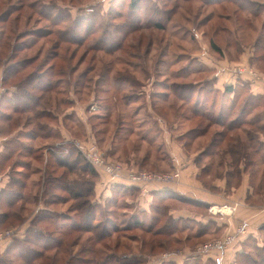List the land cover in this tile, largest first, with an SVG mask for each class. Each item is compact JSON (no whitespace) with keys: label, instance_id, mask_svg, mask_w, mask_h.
I'll use <instances>...</instances> for the list:
<instances>
[{"label":"rangeland","instance_id":"rangeland-1","mask_svg":"<svg viewBox=\"0 0 264 264\" xmlns=\"http://www.w3.org/2000/svg\"><path fill=\"white\" fill-rule=\"evenodd\" d=\"M133 1L0 0V43L7 41L10 44L9 48L8 45L6 49L0 48V74L4 76V70L10 66L8 59L14 44L23 46L24 42L40 41L32 49L19 52L18 58L26 55L35 57L42 49V56L30 67L5 84L1 83L4 98L8 97L6 88L12 87L28 72L34 74L30 85L38 82V76L43 75L45 83L50 81L57 85L53 92L58 91L56 97L53 92L48 96L44 94L40 105L34 108L35 113L30 110L15 114L4 105L0 109V113L14 116L10 121L7 118L0 120L3 133L25 126L19 131L21 135L16 132L18 138L12 137L7 142L3 156L14 149L9 154L10 159L0 157L3 160L0 174L5 178L4 186L0 188V212L8 214L4 224L0 222V231L17 227L27 229L33 226L31 222L34 219L44 218L36 226L51 235L45 236V241L49 243L55 237L63 240L59 249H49L45 257L36 259L32 264H46L47 257L54 255L58 258L57 264H101L108 254L114 252L119 255V260L114 261V258L105 264H177L174 254L184 258L178 264H202L198 245L216 239L211 235L198 236L200 225L192 227L186 220L175 223L169 219L171 210L188 207L208 215L209 207H190L174 198L160 200L155 194L150 211L140 209L137 199L140 191L122 189L117 185L128 184L117 183L115 178L102 171L95 172L96 176L85 172L87 159L77 143L86 148L94 145L105 156L121 162L128 170L136 171H170L167 151L172 153L176 150L181 156H200L199 151L223 127L209 125L205 136L195 137V132L191 131L193 127L197 126L200 128L197 132L201 131L209 121L204 117H193L190 110L181 105L179 94L182 93L174 83L180 86L190 83L195 92L193 99H206L207 108L214 117L224 108L226 115L234 118L240 110L238 106L229 110L234 103L230 100L234 95L229 99V96L222 98L215 83L218 80L222 84L229 81L225 76L224 62L248 64L264 77V0H138V5L134 7ZM11 7L14 12L10 19L19 17L20 23L16 26L9 22L11 27L5 28L3 16L5 10L7 12ZM157 23L163 24L164 28L157 27ZM88 26L92 27L90 32L87 31ZM35 30L53 34L35 39L36 35L31 34ZM63 30L81 38L88 37V41L81 46L63 43L55 47V33ZM258 38L262 41L259 42ZM211 41L220 51L211 46ZM88 43H95L101 50L88 51ZM74 50L76 58L72 63L77 71L74 74L59 73V68L66 66L63 57ZM82 73L86 75L80 77ZM128 75L133 79L131 83L126 82ZM115 78H125V81ZM30 85H25L27 90L39 96L41 92L32 90ZM248 92L244 85L240 86L235 104L242 103ZM214 100L216 105L212 107ZM179 106L182 107L176 112ZM38 110L46 114H39ZM262 110L264 107L260 106L246 118ZM25 122L27 125H24ZM244 126L255 134L259 133L256 127ZM31 133L34 138H31ZM62 134L70 137V141L65 142ZM67 145H73L82 156L74 165V174L67 175L59 184L68 179L74 181V187L79 190L94 184L91 198L97 215L93 222H85L81 218L88 208L83 207L77 212L72 201L57 199L56 195H67L61 189L53 188L49 195L58 203L45 205L42 200L48 196L43 189L47 177L68 174L66 168L57 164L53 154L55 147ZM203 159L204 165L214 162L215 166L211 173L201 174V181L211 187L215 179L226 177V191L231 190L236 179L229 177L224 163L217 165L220 156L204 155ZM220 171H223L222 175H218ZM14 178L21 179L26 187L12 185L10 181ZM258 180L260 176L256 178ZM2 191L15 193L11 196V199L15 197L12 206ZM252 192L257 199L261 198L254 186ZM110 198L117 201L113 203ZM155 207L159 208L158 213ZM135 218L144 223L142 228L133 223ZM75 222L83 225L91 222L99 226V232L105 229L109 234L99 243L92 232L71 229ZM151 226L153 230L147 231ZM163 226L166 231L154 235ZM89 247L96 248L97 252H85ZM245 252L258 260L261 256L264 258V248L254 243ZM0 258L4 261L2 264H24L13 253L3 252ZM78 258H83V261ZM236 264H242V259Z\"/></svg>","mask_w":264,"mask_h":264},{"label":"trees","instance_id":"trees-1","mask_svg":"<svg viewBox=\"0 0 264 264\" xmlns=\"http://www.w3.org/2000/svg\"><path fill=\"white\" fill-rule=\"evenodd\" d=\"M133 7L138 5V0H134L132 2ZM33 8H34V4H32ZM36 9V7H35ZM13 8L11 7L10 9H7V12L5 10V15L3 16V24L4 27H11L10 25H8V23L10 22V24L13 22L14 24H16V26H18L20 23V18H15L14 20L10 19L12 13ZM40 13H43V11H41ZM30 22V21H29ZM90 25V24H88ZM159 28H164V25L161 23H157L156 25ZM3 27V28H4ZM92 29V27L88 26L87 27V31L90 32V30ZM36 35L38 39L43 38V37H49L50 35L53 34V32H49V31H36L34 33H31ZM56 43H55V47H58V45H62L63 43L66 44H76L77 46H81L84 45L85 43H87L88 41V37L85 38H81L79 37V35H75L70 33L67 30H63L62 32H56ZM259 42L262 41V38H258ZM40 41L39 40H33V42H31L30 44H26L24 42V45L22 46L21 44L17 43L14 44V46H12L11 49V54H10V58L8 59V63H9V68H7L8 70H4V76H2V80L1 83L5 84L6 82H8V80L13 77L18 75V73H20V71L27 69L28 67H30L36 60L39 59L40 56H42V49H40L39 51L41 52H37V56L35 57H30L28 55L23 56L22 58H18V55L20 54L19 52H22L24 50H30L32 49L34 46H36ZM81 44V45H80ZM6 45H8V48L10 47V44L5 41V42H1L0 43V48H4L6 49ZM211 46L216 50V51H220V48H218V46L216 45V43L214 41H211ZM87 50L91 51V50H101L100 47L98 48V45H96L95 43L90 44L88 43L86 45ZM2 53V52H1ZM55 53V52H54ZM64 54H68V53H64ZM84 57L87 56L83 55ZM9 57V56H8ZM15 58V59H13ZM76 58V52L71 51L70 54L68 56L63 57V61H66V66H61L59 68V73L61 74H66V73H75L77 71V69L75 68V64L73 65L72 61H74V59ZM13 59L12 62H10ZM47 61V57L45 58L44 62ZM43 62V63H44ZM47 65V64H46ZM51 67L53 69H55V66ZM50 68V69H52ZM21 69V70H20ZM33 71V69H32ZM32 73L28 72L26 74V76L24 78H20V80H18L17 82H14L11 86L12 87H8L6 89H8V97L4 98L3 93L0 94V109L2 105H4V108H10L11 110H13L16 113H28L30 110L32 111V113H35L36 110H34L35 107L39 106L40 101H42L44 99V94H46L47 96L53 92L56 88L54 83L48 81L45 83V79H43V75L38 76V82L30 85L32 82V78H33ZM86 75V73H82L80 74V77H84ZM237 77L241 82V86L245 89H248L247 87V82L249 84V81L245 78H242L240 76H235ZM128 81H126L127 83H131L132 77L131 75H128ZM80 79V78H79ZM117 79V78H115ZM125 79V78H124ZM124 79H117V81H125ZM41 81H44V83L42 84ZM55 83L58 84V82L56 81ZM116 83V82H115ZM25 85H30L32 90H37L39 92H41V94H39V96L31 93L29 90H27ZM174 85H176L179 88V91L182 94H179V98L182 100L181 104L182 106H186V110H190L191 114L193 117H204L206 119H208V124L206 127L202 128L201 131H198V129L196 127H193V129L191 130L192 132H195V137H200V136H205L208 132V127L209 125L212 124H216V125H221V127H223L222 130H218L216 131L212 138L210 139L209 143L207 144L206 147H204V149L202 150V153L200 154L199 158L203 159L202 157L205 156H220L221 160L220 162L217 163V165H223V163L226 165V171L227 174L230 176H233L234 179H236V185L239 184L240 180H241V176L243 171H248L250 170L251 173V186L253 185L254 188L256 190H258V192L260 193V195L264 196V152L263 154H261V152L264 150V110H262L261 112H258L256 114H254L253 116L246 118L247 116H249L255 109H257L260 106L264 107V94H255L251 91L248 92V94L246 95V97L243 99V102L240 104H235V101L238 98L237 95V85L236 87L231 84V85H227L226 86V92H231L234 93V96L232 98L231 101H233L234 103L232 105H230V109L232 110L234 109L236 106L240 107L239 113L235 115L234 118H229L226 115V112L224 111V108L220 110V112L218 113L217 116L214 117V115L212 114V112H210L207 108V100H201V98H196L195 100L193 99V96L195 94L194 91H192V86H190L191 84L186 83L182 86H180V84H176L174 83ZM238 88V87H237ZM12 90L11 94H9L10 90ZM249 90V89H248ZM55 93V97L56 95H58V91L53 92ZM168 96V95H167ZM222 97V96H221ZM236 98V99H235ZM69 102V100H67ZM5 103V104H4ZM58 103V100H57ZM235 104V105H234ZM215 100L212 102V107L215 106ZM173 106V104H172ZM182 106H179L176 110V112H178ZM42 110H38L39 114H46V112H41ZM37 113V114H38ZM14 114V115H15ZM36 114V115H37ZM192 116H187V117H192ZM31 117V116H30ZM8 119L9 121L12 120L14 118V116L12 114H5L3 112L0 113V120L1 119ZM29 121V118L28 120ZM262 123V124H260ZM24 125H27V122L24 123ZM244 125H248V126H253L256 127V129L259 131L258 134H255L253 131L247 129V127L245 128ZM21 130H24L23 126H20ZM20 130V131H21ZM190 131V130H189ZM0 132L1 129H0ZM26 132V131H25ZM3 133V132H2ZM231 133V134H230ZM28 134L29 133H25ZM19 135H21L19 133ZM260 135H262L261 137H263V139L260 137ZM38 136V135H37ZM40 136V135H39ZM46 138L50 137V136H44ZM26 138H30V137H26ZM31 138H34V135H32L31 133ZM8 144V143H7ZM6 144V148L7 149V145ZM23 146V145H22ZM24 148V146H23ZM11 153L12 151H14V149L9 150ZM9 152V154H10ZM53 154L55 156V160L57 161V164L61 167V168H66L68 174L64 175H60V176H56L53 178V176H48L47 179L43 182V189H46L45 195L46 198L44 197L42 200L44 201L45 205L48 204H53V203H58L56 202L57 200L53 197H49V195H51V191L53 190V188H58L61 189L63 191H65L67 193L66 196H60V194L56 197L57 199L62 200L63 202H69L72 201V205H75V210L81 211L79 209H84L85 207L88 208L87 209V213L84 214V216H82L81 218H84V221H91L93 222V219L96 217V211L94 209V204H93V199L91 198L92 193L95 190L94 184H92V187L85 189V190H79V188H75L73 184L74 181L68 180L66 179L64 183L59 184V182L61 181V179L71 176L74 174L75 172V167L74 165L77 164L78 162V157L82 154L73 146V145H67L65 147H55L53 149ZM7 154L5 156H3V154L1 155L2 159H10V155ZM78 155V156H77ZM203 155V156H201ZM230 158V161H227V159ZM3 160H0V164H2ZM86 165L87 167L84 169L85 172H87L88 174L93 173L95 175V172H100L99 170H97L94 166H92L89 162L86 161ZM214 162L212 163H208L205 164L204 166H202V173L206 174L211 173V171L214 169ZM228 167V168H227ZM173 170V169H171ZM223 171H220V174L218 175H222ZM68 175V176H67ZM216 175V176H218ZM96 176V175H95ZM260 176V180L256 181V178ZM3 179V176L0 174V181ZM10 183L12 185H16L17 187L20 188H24L26 187V184H24V182L19 179V178H14L13 180L10 181ZM117 183H123V182H117ZM125 185H127V183H124ZM34 186H36L37 184H33ZM59 185V186H58ZM117 186H120L122 189H129L131 191H141L142 188L139 186H134V185H120L118 184ZM252 186V187H253ZM3 193L6 194L7 198L6 200L9 201V205L12 206L14 203V200L11 199V196H14L15 193L14 192H9V191H2ZM92 192V193H91ZM2 193V195H3ZM20 196V195H19ZM158 197V199L162 200L164 199V197L166 198H178L175 197V195L173 193L170 192H165L164 195H156ZM68 199V200H67ZM5 200V201H6ZM110 200L115 203L117 200L115 198H110ZM13 202V203H12ZM84 207V208H83ZM157 209H159L158 207H155V211L158 213L159 211H157ZM63 215V214H62ZM158 215V214H157ZM170 217V216H169ZM8 218V214L5 212H0V222L1 224H4V221ZM155 219H157V216H154ZM136 219V218H135ZM171 221L173 222H177L178 220H174L173 218H169ZM44 220V218H38V219H34L31 224L33 226L28 227L26 230V233L23 234L22 236V229L21 228H16V233L14 236L11 237V241L10 243H8V247L3 251L6 253H13L15 254L17 257L21 258L24 261V264H32L33 261H35L36 259H40L45 257V252L48 251L49 249H53V248H60L63 244V240L60 237H55L53 240H51V242H47L45 241L46 239H44L45 236H51L48 234V232H45L42 228H39L36 226V223H38V221H42ZM183 221V220H180ZM90 224H86L83 225L82 223H78L75 222L74 224H72L71 229H75V230H86L89 232H92L95 235V241L97 239V242L100 243V241H102V239L107 238L108 236V232L107 230L103 229L102 232H99L97 225H94L93 223ZM134 224H136V226L141 227L144 225L143 222H139L137 219L135 221H133ZM184 223V221H183ZM30 224V225H31ZM168 227V226H165ZM163 227H161L159 230H157V232H154L155 234H161L160 231H164L165 229H163ZM173 229H178V228H171L170 230ZM153 230V226L149 227L147 229V231H152ZM166 231V230H165ZM203 230L199 229L198 230V236H202L203 234ZM47 237V239H48ZM85 252H97L96 248L94 247H89L87 249L84 250ZM3 252H1L0 254H2ZM48 261L46 262V264H57L58 262V258L54 255V256H48ZM114 261L119 260V255L116 254L115 252L113 254H108L106 256V260L101 264H105L107 263V260L113 261L111 259H114ZM80 260L83 261V258H78ZM240 259H242V264H264V258L261 256V259L258 260L257 258H255L252 254L250 253H246V252H240L237 255V261H239ZM2 258H0V264H2ZM115 263V262H113Z\"/></svg>","mask_w":264,"mask_h":264},{"label":"crops","instance_id":"crops-1","mask_svg":"<svg viewBox=\"0 0 264 264\" xmlns=\"http://www.w3.org/2000/svg\"><path fill=\"white\" fill-rule=\"evenodd\" d=\"M225 76L228 77V82L219 80L215 83L216 87L221 92L222 98L228 99L234 95V93L226 92V86L233 84L238 88L241 86L240 80L230 75L232 73L228 69L229 63L224 62ZM230 77V78H229ZM2 75L0 74V94L1 91ZM236 87V89H238ZM249 91L255 94H264V90L259 85H254L251 82H247ZM11 89L9 94H11ZM233 98V97H232ZM232 100V99H230ZM225 101V100H224ZM222 102L223 105L225 104ZM229 103V102H228ZM21 127H17L15 130H11L10 133L0 132V157L6 151V144L12 137L18 138ZM63 135V134H62ZM64 136V135H63ZM65 142L70 141V137L64 136ZM67 137V138H66ZM166 144V143H165ZM181 150L182 148L179 147ZM170 160L169 166L172 169L179 168L181 171V179L171 184H153L146 189L140 191L137 197L140 209L150 211V204L152 203V197L156 195H164L165 192H170L175 195V199L182 201V204L190 207H205L211 206H235L233 212L225 214H215L210 212L208 215L200 214L195 209L188 207L180 208L177 210H171L170 214L174 220H186L189 225L195 227L196 224L200 225V229L203 230V235H211L215 238H227L231 236V239L227 242L226 246L208 253H201L202 264H215L214 256L219 254L223 258L222 264H236L237 255L240 252L252 248L254 243L257 246L264 248V196L257 199L253 196L251 186V173L250 170L243 171L239 184H233L231 190L226 191L227 178L219 177L212 182V186L205 185L200 176L202 174V166H204V159L199 158V154H191L181 156L177 155V151L168 152ZM202 153V150L199 151ZM203 158V157H202ZM5 184V178L0 181V188ZM216 188V189H213ZM110 192V191H108ZM188 203V204H187ZM195 222V223H194ZM240 225L246 226V233L241 234L238 232ZM22 229V236L26 233V228ZM202 235V236H203ZM11 238L0 239V253L3 252L10 243ZM252 241V242H251ZM247 248V249H246ZM199 253V252H198ZM173 255V254H172ZM174 258L177 260V264L180 263V259L184 258L180 254H174Z\"/></svg>","mask_w":264,"mask_h":264},{"label":"built area","instance_id":"built-area-1","mask_svg":"<svg viewBox=\"0 0 264 264\" xmlns=\"http://www.w3.org/2000/svg\"><path fill=\"white\" fill-rule=\"evenodd\" d=\"M227 67L233 76L245 78L252 84L261 86L264 90V77L255 67L243 63H229ZM77 146L80 148L85 158L92 166H94L100 172L102 171L112 178H115V180L118 182H123L129 185L139 186L142 189H146L148 186L153 184H171L181 179V171L179 168L163 172L128 170L121 162L105 156V154L94 145L90 148H86L77 143ZM209 210L215 214H225L228 212H233L235 210V206H211ZM238 232L245 234L246 226L240 225ZM15 233L16 229H5L0 231V239L11 238L15 235ZM230 239L231 236H228L224 239H213L209 242L198 245L197 251L199 253H208L219 250L225 247ZM213 258L215 264L223 263V258L221 255L217 254Z\"/></svg>","mask_w":264,"mask_h":264}]
</instances>
